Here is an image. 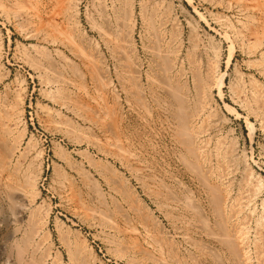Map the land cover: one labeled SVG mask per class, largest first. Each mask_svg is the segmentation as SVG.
<instances>
[{"label":"rangeland","instance_id":"374dc122","mask_svg":"<svg viewBox=\"0 0 264 264\" xmlns=\"http://www.w3.org/2000/svg\"><path fill=\"white\" fill-rule=\"evenodd\" d=\"M133 1L0 0V264H264V0Z\"/></svg>","mask_w":264,"mask_h":264},{"label":"bare ground","instance_id":"6f19581e","mask_svg":"<svg viewBox=\"0 0 264 264\" xmlns=\"http://www.w3.org/2000/svg\"><path fill=\"white\" fill-rule=\"evenodd\" d=\"M236 1V0H235ZM236 2H241V1H236ZM244 2V1H243ZM242 2V3H243ZM248 2V1H247ZM247 2H245V3H247ZM62 3V2H61ZM235 3V2H234ZM244 3V4H245ZM249 3H251V2H249ZM56 4V3H55ZM68 4H69V2L68 1H65L64 2V4H62L63 6L61 7L62 9H61V11H59V12H61V14L63 13V12H66V11H68V10H70L68 7ZM118 4V3H117ZM236 4V3H235ZM57 5H58V3H57ZM57 5H55V7L57 6ZM239 6V5H238ZM58 7V6H57ZM60 7V6H59ZM58 7V9L60 10V8ZM71 7V6H70ZM127 8L128 9V11L126 12V14H128V19H129V23H130V28L132 29L133 28V26H134V24H135V7H134V1L133 0H129V1H127V0H120V8L122 9V10H124V8ZM67 8H68V10H67ZM240 8H241V6H240ZM239 8V9H240ZM247 9H250V10H253L254 12H259L260 11V7L258 8L257 7V5H254L253 3H252V5H248V8H246V10ZM262 9V8H261ZM243 10V9H242ZM246 10H244V11H246ZM263 11V10H262ZM116 12V11H115ZM242 12V11H241ZM57 13H58V11H57ZM125 14V13H124ZM246 14H248V13H246ZM250 14V13H249ZM252 15H253V13H251ZM264 14V13H263ZM117 15V14H116ZM251 15V16H252ZM123 16V15H122ZM248 16H250V15H248ZM248 16H246L247 17V19H248ZM124 17V16H123ZM257 17V16H256ZM261 17V16H260ZM264 17V16H263ZM250 18V17H249ZM251 18H254V17H251ZM125 19H126V17H125ZM257 19V18H256ZM261 19H263V18H261ZM261 19H259V20H261ZM248 21H249V19H248ZM254 22H255V18H254ZM263 22V21H262ZM150 23V22H149ZM238 23V22H237ZM255 24V23H254ZM151 26V25H150ZM250 26H252V25H250ZM246 27V26H245ZM257 27V26H256ZM259 28L261 27V26H258ZM237 28V27H236ZM247 28V27H246ZM153 29V28H152ZM238 29V28H237ZM63 31V30H62ZM255 31H257V30H255ZM248 32V31H247ZM258 32V31H257ZM253 33V32H252ZM122 34V33H121ZM262 34H263V32H262ZM261 34V35H262ZM263 36V35H262ZM261 38H263V37H261ZM264 39V38H263ZM255 40V39H254ZM260 44V43H259ZM211 45V44H210ZM191 46H193L192 44H191ZM196 46V45H195ZM230 46V47H229ZM228 46V53H229V57H228V60H227V62H229V60H230V58H231V54H232V52H233V49H232V46L231 45H229ZM212 47H215V46H213L212 45ZM218 48V47H217ZM215 50V49H214ZM179 51V50H178ZM187 51V50H186ZM190 51H192V50H190ZM189 51V52H190ZM210 51V50H209ZM211 51H213V50H211ZM216 52H218V51H216ZM213 53V52H212ZM219 53V52H218ZM195 54V53H194ZM216 54V53H215ZM128 56V55H127ZM207 57V56H206ZM134 58H135V56H134ZM176 58V57H175ZM179 58V57H178ZM215 59V58H214ZM213 59V60H214ZM175 60H177V59H175ZM218 64V63H217ZM228 64V63H227ZM140 65V64H139ZM189 65H191V64H189ZM149 66V65H148ZM155 66V65H154ZM179 66H182V65H179ZM195 66V65H194ZM166 67V66H165ZM196 67V66H195ZM215 68H217L218 67V65H216V66H214ZM180 68H182V67H180ZM180 68H179V70H180ZM192 68V67H191ZM214 68V69H215ZM169 69V68H168ZM167 69V70H168ZM183 69V68H182ZM189 70V69H188ZM196 71V70H195ZM164 72V71H163ZM178 72V71H177ZM180 72V71H179ZM191 72V71H190ZM216 72V71H215ZM175 73H176V71H175ZM174 73V74H175ZM214 73V72H213ZM218 73V72H217ZM151 74V73H150ZM149 74V75H150ZM163 74V73H162ZM184 74V73H183ZM152 76V75H151ZM174 76V75H173ZM177 76V75H176ZM179 76V75H178ZM149 79L151 78V77H149V76H147ZM146 77V78H147ZM179 77H181V75L179 76ZM213 77V76H212ZM174 78V77H173ZM195 78V77H194ZM201 78V77H200ZM149 79H146V80H149ZM152 79V78H151ZM203 79V78H202ZM212 79V78H211ZM100 80V79H99ZM154 80V79H153ZM188 80V79H187ZM196 80H197V78H196ZM198 80H199V78H198ZM251 80V79H250ZM167 81V80H166ZM171 81H172V79H171ZM183 81V80H182ZM202 81V80H201ZM200 81V82H201ZM207 81V80H206ZM205 81V82H206ZM209 81V80H208ZM207 81V82H208ZM99 82V81H98ZM149 82V81H148ZM199 82V83H200ZM202 82H204V81H202ZM204 82V83H205ZM210 82V81H209ZM208 82V83H209ZM166 83V82H165ZM164 83V84H165ZM193 83V82H192ZM197 84H198V81L196 82ZM208 83H207V85H208ZM218 83H219V86L221 85V82L218 80ZM100 84V83H99ZM135 84V83H134ZM197 84H192V85H194L195 87H197L196 85ZM102 85H103V83H102ZM124 85V84H123ZM152 85V84H151ZM200 85V84H199ZM210 85V84H209ZM209 85H208V87H209ZM100 87V86H99ZM106 87V86H105ZM156 87V86H155ZM158 87V86H157ZM171 87V86H170ZM173 87V86H172ZM199 87V86H198ZM201 87V86H200ZM199 87V88H200ZM203 87V86H202ZM206 87V86H205ZM210 88V87H209ZM219 88V87H218ZM120 89V88H119ZM148 89V88H147ZM204 89H206V88H204ZM100 90H101V88H100ZM194 90V89H193ZM207 90H209V89H207ZM124 91H125V89H124ZM123 91V89H122V92H124ZM150 91V90H149ZM189 91V90H188ZM18 93H20L21 91H19V89H18V91H17ZM107 92V91H106ZM127 92V91H126ZM219 92H221V91H219ZM18 93H15V94H17L16 96V102H15V104L14 105H12V106H9L6 110H5V114L4 113H2L3 115H5V116H3V115H1L2 117H4V119L3 120H5V122H7V124H10V123H17V122H19L20 120H21V117H22V115H23V112H24V99H23V96H21V95H19ZM201 93H203L202 91H201ZM21 94V93H20ZM151 94H153L152 93V91H151ZM178 94V93H177ZM194 94V93H193ZM102 95V94H101ZM129 95V94H128ZM192 95V94H191ZM15 96V95H14ZM102 96H104V95H102ZM142 96V95H141ZM205 96V95H204ZM208 96V95H207ZM86 97V96H85ZM192 97V96H191ZM235 97V96H234ZM105 98V97H104ZM127 98V97H126ZM144 98V97H143ZM158 98V97H157ZM181 98V97H180ZM200 98V97H199ZM199 98H197V100L199 99ZM206 98V97H205ZM118 99V98H117ZM182 99V98H181ZM159 101H161L160 99H158ZM171 100H173V99H171ZM180 100V99H179ZM192 100V99H191ZM100 101H101V99H100ZM155 101H157V100H155ZM189 101V100H188ZM201 101V100H200ZM199 101V103L201 104V102ZM153 102V101H152ZM164 102V101H163ZM193 102H194V100H193ZM204 102V101H203ZM82 103V102H81ZM144 103V102H143ZM146 103V102H145ZM196 103V102H195ZM194 103V104H195ZM197 103H198V101H197ZM199 103H198V105H195V106H198V107H196L197 109H193L191 112H190V114H188V116L193 120V118L194 117H196V115L198 114V108H199ZM2 104V103H1ZM160 105V104H159ZM172 105V104H171ZM135 106V105H134ZM138 106V105H137ZM142 106V105H141ZM158 106V105H157ZM204 106V105H203ZM250 106V105H249ZM261 106V105H260ZM113 107V106H112ZM143 107V106H142ZM172 107V106H171ZM176 107V106H175ZM186 108V107H185ZM189 108H190V106H189ZM204 108V107H203ZM182 109V108H181ZM227 109L229 110V111H233V109L232 108H230L229 106H227ZM164 110H166V109H164ZM172 110V109H171ZM190 110V109H189ZM200 111H202L201 110V107H200ZM166 112V111H165ZM173 113H174V111H172ZM134 113H135V111H134ZM173 113H171V114H173ZM106 115V114H105ZM205 115V114H204ZM197 116H199V115H197ZM2 117H0V118H2ZM160 118V117H159ZM158 118V119H159ZM164 118V117H163ZM166 118V117H165ZM142 119V118H141ZM144 119V118H143ZM176 120H178V119H176ZM184 120H187V117H186V119H184ZM195 120V119H194ZM202 120V119H201ZM172 121V120H171ZM95 122V121H94ZM176 123H178L177 124V126L179 125V123H180V121L179 122H177V121H175ZM183 122H185V121H183ZM190 122V121H189ZM193 122V121H192ZM200 122V121H199ZM1 123H2V121H1ZM20 123V122H19ZM93 123V122H92ZM182 123V122H181ZM195 123V122H194ZM3 125V124H2ZM12 125V124H11ZM11 125H10V127L9 126H6L5 128H4V133L6 134V135H10L11 133H12V128H11ZM163 125V124H162ZM168 125H169V121H168ZM167 125V126H168ZM170 125H172V124H170ZM174 125V124H173ZM181 125V124H180ZM191 125H192V123H191ZM194 125V124H193ZM166 126V127H167ZM176 125H174L173 127H175ZM100 127V126H99ZM171 127V126H170ZM190 127V126H189ZM193 127V126H192ZM183 128V127H182ZM186 128V127H185ZM184 128V129H185ZM198 128V127H197ZM23 129L25 130L26 128L23 126ZM171 128H167V130H170ZM187 129V128H186ZM165 130V129H164ZM173 130V129H172ZM176 130V129H175ZM199 130V129H198ZM201 130V129H200ZM199 130V131H200ZM187 131V130H186ZM163 132V131H162ZM165 132V131H164ZM179 132V131H178ZM185 132V131H184ZM197 132V131H196ZM203 132V130L201 131V133ZM169 133V132H168ZM182 133V132H181ZM190 133V132H189ZM174 134V133H173ZM175 134H177V133H175ZM168 135V134H167ZM196 135V134H195ZM195 135H192V137H193V139L195 140L196 138H198V137H196ZM118 136V135H117ZM160 136V135H159ZM171 136V135H170ZM1 137V136H0ZM172 138V137H171ZM177 139V138H176ZM175 139V140H176ZM181 139V138H180ZM192 139V144H193V147L194 148H191V147H189L188 146V144L186 143V142H184L183 140L182 141H180V143L182 144V145H184V146H187V147H189V149L191 148V150H192V153H193V155H194V157H195V159L196 160H198V161H200L201 159H202V155H203V152H204V150L206 149L205 148V144H203L202 146H201V144L199 145V141L197 142V143H193L194 142V140ZM200 139V138H199ZM198 139V140H199ZM204 139V138H203ZM12 140V139H11ZM14 140V139H13ZM117 140H119V139H117ZM178 140V139H177ZM172 141V140H171ZM170 141V142H171ZM205 141V140H204ZM19 142H20V140L16 143L15 142V147L14 148H17V146H18V144H19ZM115 142V141H114ZM116 142H118V141H116ZM119 143V142H118ZM179 143V144H180ZM200 143H202V142H200ZM204 143V142H203ZM206 143V142H205ZM217 143H219V142H217ZM216 143V144H217ZM34 144V143H33ZM176 144H177V142H176ZM178 144V145H179ZM187 144V145H186ZM189 144H191V143H189ZM208 144V143H207ZM119 145V144H118ZM182 145H181V147H182ZM116 146V145H115ZM208 146V145H207ZM215 146V145H214ZM218 146V145H217ZM121 147H122V145H121ZM124 147V146H123ZM122 147V148H123ZM177 147V146H176ZM225 147H226V145H225ZM121 148V149H122ZM175 148V147H174ZM178 148V147H177ZM119 149V148H118ZM188 149V148H187ZM34 150V149H33ZM208 150V153L210 154V149H207ZM217 150V149H216ZM215 150V151H216ZM119 153H117V157H118V159H120V162H121V160H125V159H123L124 157H125V155L127 154L126 152H122V150H120L119 149ZM189 151V150H188ZM118 152V151H117ZM13 153V152H12ZM130 153V152H129ZM222 154V153H221ZM127 155H129V154H127ZM126 155V156H127ZM131 155H132V153H131ZM130 155V156H131ZM157 155V154H156ZM188 155V154H187ZM227 155V154H226ZM38 156H40L41 157V153L40 152H37L36 154H35V157L34 158H37ZM179 156V155H178ZM210 156V155H209ZM209 156H208V159H209ZM39 157V158H40ZM127 157H129V156H127ZM126 157V158H127ZM134 157V156H133ZM204 157V156H203ZM131 158H132V156H131ZM136 158V157H135ZM211 159V158H210ZM219 159V158H218ZM30 160V159H29ZM34 160V159H33ZM37 160V159H36ZM183 160V159H182ZM31 161V160H30ZM119 161V160H118ZM127 161V160H126ZM206 161H207V159H206ZM209 161V160H208ZM8 162V161H7ZM124 162V161H123ZM131 162H132V160H131ZM40 163H41V161H40ZM39 163V173H40V171H41V169H40V164ZM7 164V163H6ZM9 164H10V161H9ZM19 164V163H18ZM29 164V163H28ZM34 164V163H33ZM32 164V165H33ZM124 164H126V163H124ZM123 164V165H124ZM208 164V163H207ZM31 165V166H32ZM6 166V165H5ZM27 166V165H26ZM29 166V165H28ZM125 166V165H124ZM129 166V165H128ZM211 166V165H210ZM4 167V166H3ZM8 167V166H7ZM16 166L14 165V168H15ZM1 168V167H0ZM19 168V167H18ZM133 168V167H132ZM7 169V168H6ZM129 169V168H128ZM131 169V168H130ZM134 169H136V168H133L132 170H134ZM192 169V168H191ZM11 170V169H10ZM15 170H18L17 168H15ZM27 170V169H26ZM34 173V172H33ZM134 173H135V171H134ZM30 174V173H29ZM218 174V173H217ZM251 174V173H250ZM31 175H33V174H31ZM31 175H29V176H27V174H26V180H24V184H22V185H14V187H15V189H16V191L15 192H20V193H23L22 195L24 196V194H28V193H30L29 195L31 196V194H32V197H34V195H36L37 194V189H36V177L33 175V176H31ZM135 177V176H134ZM12 175H11V173H8L7 175H6V180H5V182H9V183H12L13 182V180H12ZM15 178V177H14ZM136 179V178H135ZM146 179V178H145ZM150 180V179H149ZM260 181V180H259ZM143 182V181H142ZM204 182V181H203ZM19 183V182H18ZM207 183V182H206ZM148 185V184H147ZM257 187V186H256ZM11 188V187H10ZM258 188V187H257ZM15 189H13V190H15ZM165 189V188H164ZM158 192V191H157ZM213 192H215V191H213ZM264 203V202H263ZM48 210V209H47ZM46 210V211H47ZM35 212V211H34ZM30 215V214H29ZM35 217V216H34ZM47 217V216H46ZM37 218V217H36ZM34 219V224H32L31 223V225H33V228H31V230L35 233V232H37V230L39 229V227L40 226H42V225H40V224H44V223H42V221H44V219L42 218V216H40L38 219ZM43 219V220H42ZM47 219V218H46ZM33 220V219H32ZM32 222V221H31ZM46 222V221H45ZM40 229H41V227H40ZM225 229V228H224ZM31 231V232H32ZM30 233V232H29ZM223 234H224V232H222ZM226 234V233H225ZM238 236V235H237ZM220 239V238H219ZM84 245V244H83ZM85 246V245H84ZM236 246V245H235ZM83 247V246H82ZM237 247V246H236ZM85 249H86V247H84ZM83 248V250H82V252H85V249ZM87 250V249H86ZM246 251V250H245ZM88 253V252H87ZM88 254H92L91 252H89ZM235 255V254H234ZM92 256V255H91ZM244 256V255H243ZM87 257H89V256H87ZM86 258V257H85ZM237 258V257H236ZM235 258V259H236ZM87 262V261H86ZM246 264V263H245Z\"/></svg>","mask_w":264,"mask_h":264}]
</instances>
